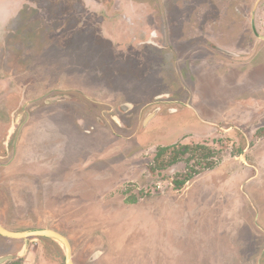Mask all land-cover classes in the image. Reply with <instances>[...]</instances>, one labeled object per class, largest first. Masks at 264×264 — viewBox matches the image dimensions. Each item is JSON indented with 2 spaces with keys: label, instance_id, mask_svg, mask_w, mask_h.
I'll list each match as a JSON object with an SVG mask.
<instances>
[{
  "label": "rangeland",
  "instance_id": "rangeland-1",
  "mask_svg": "<svg viewBox=\"0 0 264 264\" xmlns=\"http://www.w3.org/2000/svg\"><path fill=\"white\" fill-rule=\"evenodd\" d=\"M95 1L0 0V120L27 118L15 165L53 195L23 229L75 264H264V0Z\"/></svg>",
  "mask_w": 264,
  "mask_h": 264
},
{
  "label": "flooded vegetation",
  "instance_id": "flooded-vegetation-1",
  "mask_svg": "<svg viewBox=\"0 0 264 264\" xmlns=\"http://www.w3.org/2000/svg\"><path fill=\"white\" fill-rule=\"evenodd\" d=\"M85 1L86 0H84V2ZM97 4L99 3L95 0H87V4L85 2V5H87L88 10H90L91 7H94V5H97ZM133 5L136 7L147 8L145 9L146 11H150L151 9L150 8L151 5L148 6L147 4L135 3ZM101 6H104L103 3L101 4ZM90 11L92 12V10ZM203 11L206 13L208 12V9L203 8ZM248 17H249V14L245 17V19H247L246 22H244L245 24L242 25V33L248 32V28H249ZM254 22H252V24ZM153 23L154 21L152 22V24ZM199 23H200L199 21H196V24H195V26H197V31L199 33L202 34V32H200L199 27L204 29V31H205V28H209L207 31L204 32V35L202 34V36H200V38L204 36L212 40V38L214 37V34L221 38H227L226 35H223L220 32L221 31L220 29L218 28L212 29L209 23L202 22V23H206L207 25H202ZM219 32L222 35L221 34L218 35L217 33ZM149 33H150V36H147L149 39L146 42V44L149 43L151 45H154L155 47H160L159 42L155 40V38L158 37V33L156 29L151 28ZM201 34H198V35H201ZM241 38L242 40H244V42H246L248 39L247 36L244 34L242 35ZM261 38L264 39V37H261ZM207 49H211V51L220 53L223 56H226L227 58H235V55L233 52L226 50V49H224V51L219 50L215 42H210L209 48ZM127 106H130L133 108V106L129 104H125L122 107H119V109L121 111L124 110V114H125V112H127L126 111ZM24 118H26L24 117V115L22 116L18 115L17 118L13 120V123L1 122L0 120V133L3 132V135H4V138L3 137L0 138V225L4 229L12 233L27 232L26 230L23 229V227H25V222L28 220H31L35 224L37 219L42 218L40 214L38 215L37 213H35V210H39V206L43 200H51V198L53 197V195L50 194L51 187L48 188V183L51 184V181L49 180V182H47L45 180H42L36 173H31L30 171L34 168V166H32L31 164L15 165V161L17 159V156L19 155V149H18L19 139H17V137H18L19 129L21 128L20 132H22L24 128V124L26 120ZM260 122L262 124L264 123L262 119H260ZM166 148H169V147H166ZM156 161L157 160H155V162ZM248 166L250 165H247V167ZM26 170L28 172V176H26L25 174L27 173ZM182 182H177V185H176L174 184V180H173L172 184L175 186L176 190L173 192L172 195L170 194H168L167 196L162 195V197H160L161 198L160 201L162 199L171 201L175 198L179 199L180 196H183L185 194V192L183 191V187L185 188L187 186L188 180L184 182L185 184H183L182 186H179L180 183ZM45 194L48 197V199H45ZM21 207L23 209H26L25 214H20ZM28 211H30V213H27ZM31 211H33L34 213H31ZM43 229L52 230V231H55L65 236L63 233L59 232L57 229L52 228V226H49ZM0 237L5 239L4 242L0 243V246H5V251L0 255V258H5L11 255L17 254L21 251H24L23 259H21L22 262L20 261V259H17L18 261L17 260H12V261H16V262L20 261L21 264L22 263L24 264L25 259L28 258V260L31 261V264H62V263L66 264L65 250L58 243H56L55 241L51 239L40 238V237L28 238L31 240L30 242H36L35 252L29 253V248L26 246V239H15V238H10V237H4L1 234H0ZM67 239L72 248V260H73V263L75 264L73 245H72V242L69 240V238ZM12 261H9L5 264H8Z\"/></svg>",
  "mask_w": 264,
  "mask_h": 264
},
{
  "label": "water",
  "instance_id": "water-1",
  "mask_svg": "<svg viewBox=\"0 0 264 264\" xmlns=\"http://www.w3.org/2000/svg\"><path fill=\"white\" fill-rule=\"evenodd\" d=\"M0 234L4 237H10L15 239H28L30 237H40V238H47L55 241L58 243L62 248L65 250L66 253V264H74L72 260V248L68 241V239L52 230H37V231H29V232H23V233H12L4 229L0 225ZM24 252V251H23ZM22 253H19L16 256H8L5 258H0V264H5L9 261L15 260L16 258H19Z\"/></svg>",
  "mask_w": 264,
  "mask_h": 264
},
{
  "label": "trees",
  "instance_id": "trees-1",
  "mask_svg": "<svg viewBox=\"0 0 264 264\" xmlns=\"http://www.w3.org/2000/svg\"><path fill=\"white\" fill-rule=\"evenodd\" d=\"M190 148H191V147H190L189 145L183 146V147H182V150H180V152L177 151V152L173 155L171 161H169L168 164H170V163H171V165L176 164V162L179 160V158H180L181 156H184V155H186V154L189 152ZM197 148H202V146H201V147H197ZM168 151H169V148H162V149H160V151H159V153L157 154V157H156V158H158L157 161H156V164L160 162V159H161V158H162V157H163ZM158 161H159V162H158ZM161 163H163V162H161ZM184 182H185V181H183L182 183H180L179 186H182L183 184H185ZM174 184L177 185V182H174Z\"/></svg>",
  "mask_w": 264,
  "mask_h": 264
},
{
  "label": "crops",
  "instance_id": "crops-1",
  "mask_svg": "<svg viewBox=\"0 0 264 264\" xmlns=\"http://www.w3.org/2000/svg\"><path fill=\"white\" fill-rule=\"evenodd\" d=\"M21 116H22V115H21ZM24 117H25V116H24ZM31 118H33V117H31ZM31 118H30V119H31ZM24 119L27 120V118H24ZM26 120H25L24 128H23L22 131H24V129H25V126H26ZM18 144H19V141H18ZM18 149H19V147H18ZM242 167H243V166H242ZM245 167H247V165H244V167H243L241 170L245 169ZM241 172H243V171H241Z\"/></svg>",
  "mask_w": 264,
  "mask_h": 264
}]
</instances>
